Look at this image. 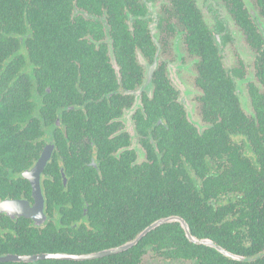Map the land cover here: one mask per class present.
Returning <instances> with one entry per match:
<instances>
[{"label":"flooded vegetation","instance_id":"flooded-vegetation-1","mask_svg":"<svg viewBox=\"0 0 264 264\" xmlns=\"http://www.w3.org/2000/svg\"><path fill=\"white\" fill-rule=\"evenodd\" d=\"M29 7L32 16L13 22L25 24L24 36L32 38L22 52L30 60V122L40 133L32 140L36 155L8 173L9 193L0 196V264H264L258 214L241 188L226 186L236 181L224 173L226 140L243 152L242 122L257 125L264 103V0H25L16 6ZM235 42L252 53L253 80L242 59L225 65ZM191 65L190 82L185 68ZM239 82L249 107L238 96ZM196 137L222 139V157L214 163L207 153L206 166L187 161ZM44 152L37 197L23 173ZM122 154L130 166L152 171L158 186L143 216L117 213L128 207L121 196L94 194L104 167L113 173ZM212 174L225 177L212 180ZM217 184L223 185L210 187ZM29 238L54 249L24 245Z\"/></svg>","mask_w":264,"mask_h":264},{"label":"trees","instance_id":"trees-1","mask_svg":"<svg viewBox=\"0 0 264 264\" xmlns=\"http://www.w3.org/2000/svg\"><path fill=\"white\" fill-rule=\"evenodd\" d=\"M24 1L0 0V196L9 193L12 183L8 179V173L20 172L23 165L29 162L32 152H34L33 155H36L35 150L38 144H33L32 140L40 133L36 125H32L30 122L31 111L34 108V103L31 101L33 93L29 87L28 71L26 70L30 60L22 52V45L30 47L32 38L24 36L27 33L25 24L13 22L16 18L26 19L29 18L28 15L32 16V7L25 11H19L16 8ZM57 1L65 2L66 0ZM21 36L24 37L22 43L19 40ZM256 117L257 125L254 122L251 124L242 122L241 132L246 135L242 142L243 148H245L243 152L237 153L234 148L235 144H229L226 140L224 151L227 157L224 173L227 180L236 181L226 183V186L241 188V194L249 210L258 214L257 221L259 222L254 226L264 229V103H258ZM196 141L198 144L186 155L187 161L206 166L208 163L207 153L210 154L214 163L222 157L220 154L221 151L223 152L222 139L213 140L210 138L209 143H205L204 139L196 137ZM248 151L252 152L254 159L248 157ZM125 156L126 154H122L121 159L125 162L123 160L117 162L113 173L109 171L110 165L104 167L103 177L94 186V194L105 198L121 196L122 199L119 201L128 204V207L116 209L117 213L123 214V211H126L127 214L124 213L127 217L143 216L142 211L148 210L147 204L151 203V198H148L155 194L158 186H154L155 179L152 180V171H142L134 165L130 166ZM199 170L201 169H197V171ZM225 176L220 177L212 174L210 179L215 180L219 177L221 179ZM186 178H191V176H186ZM80 184L85 194L93 193V189L87 187L85 181H80ZM222 185L217 184V186L210 187ZM136 204L140 205L137 209L134 207ZM126 220H128L126 234L130 235L131 217ZM116 221L120 225V220L112 218V222ZM94 240L90 239L89 245H94ZM22 242L29 246L40 244L41 251L54 249L53 246H49V243H44L42 238L37 241L29 238ZM78 246L76 251L84 248L83 244Z\"/></svg>","mask_w":264,"mask_h":264},{"label":"rangeland","instance_id":"rangeland-1","mask_svg":"<svg viewBox=\"0 0 264 264\" xmlns=\"http://www.w3.org/2000/svg\"><path fill=\"white\" fill-rule=\"evenodd\" d=\"M242 59L244 61V65L246 67V77H249L250 79H254V68H253V57H252V53L246 51L244 48H242V46H240L237 42L231 44L227 49H226V55H225V65L227 67L233 66L237 63V60ZM192 68V65L189 68H185V70L188 72V79L190 80V82L193 79V75L191 71H194V69H190ZM181 70V69H180ZM178 70V71H180ZM177 72V71H176ZM180 78L182 77L181 74H179ZM179 76L177 78V80L179 79ZM186 80V79H185ZM190 82L186 81L187 86H190ZM176 83V81H175ZM238 96L242 102L243 105H245V107H249L247 100H248V94H247V90H246V85L244 83L239 82L238 83V90H237ZM244 102V103H243ZM129 112L126 114V118H125V122L128 125V130L131 132L132 134V146L133 148H135L138 151V155H139V160L142 161L144 159V151L142 150V148L140 147V145L138 144V141L131 129V120L129 119ZM128 116V117H127ZM126 125V127H127Z\"/></svg>","mask_w":264,"mask_h":264},{"label":"water","instance_id":"water-1","mask_svg":"<svg viewBox=\"0 0 264 264\" xmlns=\"http://www.w3.org/2000/svg\"><path fill=\"white\" fill-rule=\"evenodd\" d=\"M48 157L49 156L47 152H44L40 156V158L37 160L33 169L29 172L23 173L24 177L31 181L32 188H33V195L37 197L41 196V190H40V185H39V174L43 171L46 165V162L48 160ZM3 205L4 203H0V211L3 210ZM17 206H16V210H12V211H15L18 214L20 213L21 210ZM188 237L192 239L191 236H188Z\"/></svg>","mask_w":264,"mask_h":264}]
</instances>
